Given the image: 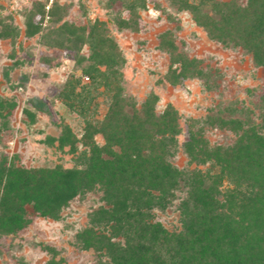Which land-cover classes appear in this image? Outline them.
Here are the masks:
<instances>
[{"label":"trees","instance_id":"1","mask_svg":"<svg viewBox=\"0 0 264 264\" xmlns=\"http://www.w3.org/2000/svg\"><path fill=\"white\" fill-rule=\"evenodd\" d=\"M172 3L177 11H187L210 39L226 48H242L264 69V0H246L245 4L237 0ZM46 5L47 0L30 3L24 13V36L40 34L48 19L53 27L44 36L49 39L44 42L46 46L73 52L77 69L91 80L86 86L68 79L59 96L84 117L98 88L111 94V103L99 124L85 117L79 143L89 150L79 167L25 168L0 156V237L17 235L27 228L31 224L29 211L37 217L58 220L71 201L98 189L104 206L92 211L89 226L75 236V245L94 251L98 264H264V117L253 127L210 116L205 121L210 127L235 133L240 130L241 134L229 146L210 148L200 134L190 131L184 143L189 162L210 167L205 172L178 169L170 162L177 150L175 137L180 133L177 111L168 105L156 116L154 95H149L140 109L124 100L119 85V67L124 60L115 41L105 34L103 23L70 25L63 21L65 9L60 0L48 10ZM122 7L128 18L117 17L116 26L137 31L139 10L145 8V1L122 0ZM10 26L0 21V35ZM17 32L16 28L11 39ZM160 38V47L173 56L174 68L170 66L168 73L171 82L204 76L199 61L179 54L167 35ZM85 46L88 56L81 54ZM30 106L38 110L41 103L35 101ZM15 107L14 101L0 97L3 128ZM261 108L264 115V97ZM32 109L23 111L30 123L35 116ZM96 134L102 135L103 145L94 141ZM52 141H57L60 149L68 147L70 153L77 150L76 138L67 126ZM215 167L218 170L213 173ZM223 179L232 188L221 192ZM178 191L185 192L179 203L184 230L168 235L151 213L165 210ZM170 241L173 248L162 260L161 245ZM43 250L56 254L49 247Z\"/></svg>","mask_w":264,"mask_h":264},{"label":"rangeland","instance_id":"2","mask_svg":"<svg viewBox=\"0 0 264 264\" xmlns=\"http://www.w3.org/2000/svg\"><path fill=\"white\" fill-rule=\"evenodd\" d=\"M144 1L145 8L139 10L137 31L119 30L115 24L119 16L128 18L122 0H60V5L65 9L63 21L70 25L88 27L96 21L103 23L105 34L115 41L124 60L119 67L122 98L140 109L149 95L156 96V116L171 105L178 113L180 133L175 137L177 150L170 162L180 170L205 172L210 164L190 163L184 152L189 132L200 134L210 148L226 147L233 144L240 130L235 133L210 127L205 123L210 116L259 126L264 117L261 108L264 69L242 48H226L210 39L187 11H177L173 0ZM29 8L30 4L18 0H0V21L11 25L0 35L6 36L0 38V97L16 103L6 128L0 121V156L25 168L79 167L82 156L89 150L79 143L85 117L94 125L103 121L111 94L103 87L95 90L85 117L68 107L59 96L63 84L74 79L87 86L91 80L77 69L73 52L46 46L44 42L49 39L45 40L44 36L53 27L48 19L40 34L33 38L24 36V13ZM16 28L17 35L11 39L10 34ZM164 35L174 42L179 54L200 62L203 77L171 82L173 78L168 73L170 66L174 68V60L172 54L160 47V37ZM81 54L89 55L87 46ZM35 101L41 103L38 110L30 106ZM26 108H31L35 114L32 123L24 115ZM65 126L76 138L75 153H70L68 147L60 149L57 141H52L60 137ZM261 133L264 135V129ZM94 141L104 144L100 134L94 136ZM217 170L216 167L211 169L213 173ZM228 188L232 185L223 179L219 190L224 192ZM184 197L185 192L178 191L176 199L165 210L154 209L151 213L168 235L184 230L179 209ZM101 206H104L101 192L94 189L71 201L62 209L58 220L37 217L28 210L31 224L27 228L17 235L0 237V264H47L50 261L98 264V255L92 250L79 249L75 236L89 226V215ZM170 242L161 245L162 260L173 248L174 242ZM45 247L54 249L56 254L44 251Z\"/></svg>","mask_w":264,"mask_h":264},{"label":"built area","instance_id":"3","mask_svg":"<svg viewBox=\"0 0 264 264\" xmlns=\"http://www.w3.org/2000/svg\"><path fill=\"white\" fill-rule=\"evenodd\" d=\"M20 2H23V3H27V4H30L31 2L33 1H37V0H18ZM55 0H47V5H46V10H48L50 8V6L52 5V3L54 2Z\"/></svg>","mask_w":264,"mask_h":264}]
</instances>
